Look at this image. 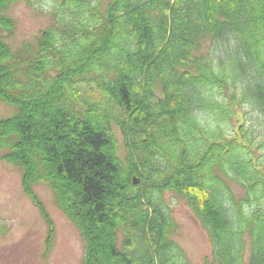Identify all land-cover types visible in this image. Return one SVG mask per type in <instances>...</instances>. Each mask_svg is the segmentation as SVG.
Listing matches in <instances>:
<instances>
[{
  "label": "trees",
  "instance_id": "1",
  "mask_svg": "<svg viewBox=\"0 0 264 264\" xmlns=\"http://www.w3.org/2000/svg\"><path fill=\"white\" fill-rule=\"evenodd\" d=\"M19 1L0 0V160L22 171L46 249L38 184L78 229L80 264H190L166 193L206 232L203 264H264V136L258 152L237 124L242 107L264 120V0H55L13 48Z\"/></svg>",
  "mask_w": 264,
  "mask_h": 264
},
{
  "label": "rangeland",
  "instance_id": "2",
  "mask_svg": "<svg viewBox=\"0 0 264 264\" xmlns=\"http://www.w3.org/2000/svg\"><path fill=\"white\" fill-rule=\"evenodd\" d=\"M55 0H20L12 6L9 15L16 22L14 34L6 41L16 48L25 40H32L51 24V8ZM213 49V42H204L203 52ZM12 107L0 103V117L9 116ZM240 110V108H239ZM243 124L255 146L263 138V117L248 107H242ZM119 153L124 155V140L117 131ZM256 150L259 149L255 146ZM22 171L0 160V264H80L84 256V243L78 229L56 207L53 194L45 184H38L35 191L45 204L54 224L53 245L46 249L48 226L31 199L21 187ZM241 192L238 187H234ZM167 209L178 229L173 234L190 264H203L210 255V244L184 200L173 193L164 195ZM122 236L119 234V239Z\"/></svg>",
  "mask_w": 264,
  "mask_h": 264
}]
</instances>
